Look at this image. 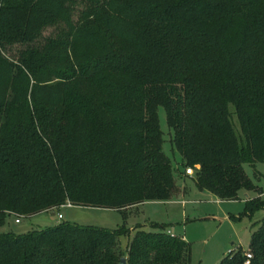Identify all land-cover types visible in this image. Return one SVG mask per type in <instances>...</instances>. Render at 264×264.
Segmentation results:
<instances>
[{
	"label": "trees",
	"instance_id": "1",
	"mask_svg": "<svg viewBox=\"0 0 264 264\" xmlns=\"http://www.w3.org/2000/svg\"><path fill=\"white\" fill-rule=\"evenodd\" d=\"M160 108L186 179L220 201L257 192L244 216L264 211L245 170L264 164V0H0V224L68 203L126 222L176 198ZM156 227L125 252V226L0 234V264H191V244ZM248 250L264 264V217Z\"/></svg>",
	"mask_w": 264,
	"mask_h": 264
},
{
	"label": "rangeland",
	"instance_id": "2",
	"mask_svg": "<svg viewBox=\"0 0 264 264\" xmlns=\"http://www.w3.org/2000/svg\"><path fill=\"white\" fill-rule=\"evenodd\" d=\"M53 32L54 29L46 30L44 37ZM159 118L165 139L164 151L171 158L178 184L182 187L176 198L169 202H146L127 209L126 222L123 214L116 210L68 206L56 211L55 216L52 213L31 218L9 216L0 224V234L23 235L62 222L111 230L125 226L130 232V235L120 238V249L125 252L137 230L159 232L161 229L156 226H164L166 232L171 231L191 244V264H219L230 251L238 247L248 251L253 224L264 217V211L258 212L253 219L244 216L246 201L259 194L243 191L239 201H220L211 193L200 191L191 179H186L187 170L181 164V155L173 150V132L168 128L163 108L159 109ZM233 121L237 135L243 143L244 136L236 116H233ZM245 170L264 191V164L260 163L255 168L246 165ZM185 186L189 188L187 193L184 192ZM262 199L264 200V194ZM58 214L62 215V220L58 219ZM17 219L20 223H16Z\"/></svg>",
	"mask_w": 264,
	"mask_h": 264
},
{
	"label": "built area",
	"instance_id": "3",
	"mask_svg": "<svg viewBox=\"0 0 264 264\" xmlns=\"http://www.w3.org/2000/svg\"><path fill=\"white\" fill-rule=\"evenodd\" d=\"M193 173H194V170H193V169H187V175H188V176H193ZM66 206H68V207H72V205L69 204V203H68ZM63 207H65V206H63ZM63 207H62V208H63ZM58 219H59V220H62V219H63V217H62L61 214H58ZM16 223H20V220L17 219V220H16ZM168 234L171 235L172 237L175 236V235L172 234L171 232H168ZM231 253H232V251L229 252V254H231ZM245 255H246V258H247L245 264H250V263H251V260L253 259V254L248 250V251H246Z\"/></svg>",
	"mask_w": 264,
	"mask_h": 264
},
{
	"label": "water",
	"instance_id": "4",
	"mask_svg": "<svg viewBox=\"0 0 264 264\" xmlns=\"http://www.w3.org/2000/svg\"><path fill=\"white\" fill-rule=\"evenodd\" d=\"M122 264H127V261H126V259L124 258V259H122Z\"/></svg>",
	"mask_w": 264,
	"mask_h": 264
},
{
	"label": "crops",
	"instance_id": "5",
	"mask_svg": "<svg viewBox=\"0 0 264 264\" xmlns=\"http://www.w3.org/2000/svg\"><path fill=\"white\" fill-rule=\"evenodd\" d=\"M56 215V213H52V216H55ZM168 232H171V231H168ZM167 232V233H168ZM172 233V232H171ZM172 234H174V233H172ZM175 235V234H174ZM176 236V235H175ZM185 239V238H184Z\"/></svg>",
	"mask_w": 264,
	"mask_h": 264
}]
</instances>
